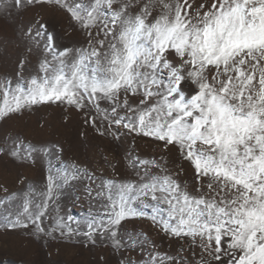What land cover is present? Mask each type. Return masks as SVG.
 <instances>
[{
	"label": "snow or ice",
	"instance_id": "1",
	"mask_svg": "<svg viewBox=\"0 0 264 264\" xmlns=\"http://www.w3.org/2000/svg\"><path fill=\"white\" fill-rule=\"evenodd\" d=\"M45 4L66 10L94 46L57 49L47 22L23 23L18 66L35 55L39 69L15 85L5 78L0 120L37 104L63 105L101 136L159 142L187 161L192 192L177 178L187 172L183 164L173 173L163 156L136 157L131 180L86 186L95 203L80 220L61 214L51 175L40 199L17 210L9 206L14 194L0 186V227L99 244L119 255L117 264H264V0H0V14L18 18ZM50 152L0 144V154L33 164ZM94 177L73 165L58 186ZM140 219L190 251L182 244L174 255L154 251L148 234L128 228ZM98 264H108L103 255Z\"/></svg>",
	"mask_w": 264,
	"mask_h": 264
},
{
	"label": "rangeland",
	"instance_id": "2",
	"mask_svg": "<svg viewBox=\"0 0 264 264\" xmlns=\"http://www.w3.org/2000/svg\"><path fill=\"white\" fill-rule=\"evenodd\" d=\"M68 2L71 3L72 0ZM29 20L47 22L48 32L55 37L57 49L65 46L88 49L94 46L86 42L87 37L78 22L62 7L54 4L33 6L18 18L15 15L9 17L0 14V87L5 78L15 85L18 75L25 78L37 75L40 58L35 55L31 57V63H26L23 68L18 66L20 54L25 50L21 29L23 23ZM2 105L3 97L0 96V106ZM101 107L106 105L102 103ZM102 116L103 112L96 117L100 127L104 126ZM16 141L25 150L35 148L39 151L42 145H47L52 152L34 164L0 154V186L14 194L8 196L11 202L9 206L13 210L19 209L25 200L33 197L39 200L40 194L46 190L47 177L51 175L57 182L54 183L53 194L61 214H71L76 220H80L89 212L90 204L95 203L85 194L86 186L90 185L95 190L102 181L131 180L135 173L130 167V160L136 157L150 159L163 156L173 173L183 164L187 172H180L177 178L192 192V171L187 161H178L175 153H165L159 142L135 134L122 135L119 140L108 135L101 136L89 123H85V118L80 113L73 111L66 115L63 105L37 104L10 114L6 121L0 120V144L11 148ZM56 145L62 146V154L57 155ZM73 165L94 172L95 182L82 178L74 182V187L65 185L60 188L58 181L63 178L64 169L67 167L70 170ZM5 196L6 193L0 191V198ZM2 220L3 216L0 215V221ZM128 228L130 231L134 229L137 233L148 234L156 243L154 251L162 255H174L181 244L185 254L190 251L185 241L177 242L166 237L164 233L154 229L149 220L132 221ZM101 255L108 264H117L119 259V255L114 256L107 247L99 244L92 246L76 241L39 240L28 235L26 230L7 231L0 227V264H98ZM133 255L138 257L140 253Z\"/></svg>",
	"mask_w": 264,
	"mask_h": 264
}]
</instances>
